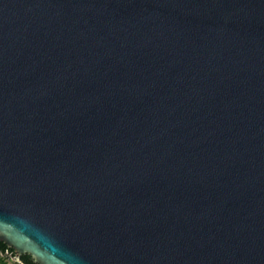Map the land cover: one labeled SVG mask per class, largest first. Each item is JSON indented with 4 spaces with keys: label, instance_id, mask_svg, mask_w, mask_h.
<instances>
[{
    "label": "water",
    "instance_id": "1",
    "mask_svg": "<svg viewBox=\"0 0 264 264\" xmlns=\"http://www.w3.org/2000/svg\"><path fill=\"white\" fill-rule=\"evenodd\" d=\"M0 241L264 264V0H0Z\"/></svg>",
    "mask_w": 264,
    "mask_h": 264
},
{
    "label": "trees",
    "instance_id": "2",
    "mask_svg": "<svg viewBox=\"0 0 264 264\" xmlns=\"http://www.w3.org/2000/svg\"><path fill=\"white\" fill-rule=\"evenodd\" d=\"M0 252H2L3 254H14V249L11 247H8L6 245V243H4L3 241H0ZM21 261L23 262V264H37L32 256L30 254H22L21 255ZM0 264H6V261L2 258H0ZM21 264V263H18Z\"/></svg>",
    "mask_w": 264,
    "mask_h": 264
},
{
    "label": "rangeland",
    "instance_id": "3",
    "mask_svg": "<svg viewBox=\"0 0 264 264\" xmlns=\"http://www.w3.org/2000/svg\"><path fill=\"white\" fill-rule=\"evenodd\" d=\"M0 258L4 259L6 261V264L13 263L14 261L10 259L9 254H3L0 252ZM18 264V263H16Z\"/></svg>",
    "mask_w": 264,
    "mask_h": 264
},
{
    "label": "built area",
    "instance_id": "4",
    "mask_svg": "<svg viewBox=\"0 0 264 264\" xmlns=\"http://www.w3.org/2000/svg\"><path fill=\"white\" fill-rule=\"evenodd\" d=\"M10 259L13 260L14 262H13V263H9V264H16V263H21V264H23V262H21L20 260H16V259L13 258L11 255H10Z\"/></svg>",
    "mask_w": 264,
    "mask_h": 264
},
{
    "label": "flooded vegetation",
    "instance_id": "5",
    "mask_svg": "<svg viewBox=\"0 0 264 264\" xmlns=\"http://www.w3.org/2000/svg\"><path fill=\"white\" fill-rule=\"evenodd\" d=\"M2 253V252H1Z\"/></svg>",
    "mask_w": 264,
    "mask_h": 264
}]
</instances>
